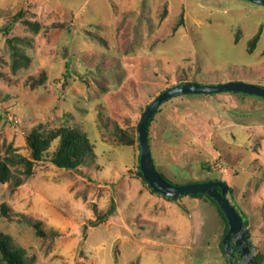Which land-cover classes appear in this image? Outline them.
<instances>
[{"label":"rangeland","instance_id":"obj_1","mask_svg":"<svg viewBox=\"0 0 264 264\" xmlns=\"http://www.w3.org/2000/svg\"><path fill=\"white\" fill-rule=\"evenodd\" d=\"M232 81L264 86V7L245 0H0V156L30 159L28 136L60 128L95 156L78 173L57 168L53 141L29 179L0 184V233L27 264H226L206 198L166 200L139 178L137 128L172 86ZM159 108L147 128L156 171L176 186L225 182L264 264V99ZM9 168L23 179L20 162Z\"/></svg>","mask_w":264,"mask_h":264},{"label":"water","instance_id":"obj_2","mask_svg":"<svg viewBox=\"0 0 264 264\" xmlns=\"http://www.w3.org/2000/svg\"><path fill=\"white\" fill-rule=\"evenodd\" d=\"M249 3L264 7V0H245ZM223 93H237L264 99V86L246 84L232 81L219 85H199L181 83L161 92L144 110L137 128L139 148V170L146 185L157 195L163 198H180L183 196L205 195L215 202L227 223V233L222 240L226 264H237L234 258L235 244L241 262L240 264H253L254 248L250 234L243 217L227 199L232 191L222 181H204L185 185H172L165 181L156 171L147 141V123L158 107L173 97L187 95H216ZM230 245V246H229Z\"/></svg>","mask_w":264,"mask_h":264},{"label":"trees","instance_id":"obj_3","mask_svg":"<svg viewBox=\"0 0 264 264\" xmlns=\"http://www.w3.org/2000/svg\"><path fill=\"white\" fill-rule=\"evenodd\" d=\"M257 38L258 35L253 37V39L249 42L248 45L249 50L253 49L257 41ZM159 110L160 108L158 107L156 112L151 116L149 122L147 123V128L149 127V124L152 121L154 115L157 114ZM55 140L58 141V145L55 151L49 157V162L53 166L60 169H65L78 173L82 167H85L94 161L95 156L93 153L92 145L90 144L86 135L79 132L78 130L60 128L56 131H51L45 134L34 131L27 138V145L30 150V156H31L30 159L20 158L17 156L2 158L0 156V184L11 183L12 187H19L24 180H27L32 176V169L34 165L38 162L43 161L51 143ZM16 160L20 162L23 167V170L21 172V174L23 175V179H20L19 177H15L9 168L10 164L17 162ZM138 176L145 183L144 179L141 176L140 170L138 172ZM160 176L165 180V178L162 175ZM190 197L191 198L204 197L216 208L218 215L221 217L225 226L220 242V249L223 252L222 240L227 233V223L222 213L220 212L215 202L212 201L207 196L198 194ZM164 199L175 201L178 198H164ZM1 211L2 214L6 216L7 208L2 207ZM32 227L36 231L37 235L39 236L43 235L41 233L39 223H33ZM0 256L2 261H4L6 264H27L24 250L19 247H16L13 244L11 238L2 233H0Z\"/></svg>","mask_w":264,"mask_h":264},{"label":"flooded vegetation","instance_id":"obj_4","mask_svg":"<svg viewBox=\"0 0 264 264\" xmlns=\"http://www.w3.org/2000/svg\"><path fill=\"white\" fill-rule=\"evenodd\" d=\"M233 245V247H234V253H233V255H234V257L236 256L238 259H239V262H241V257H240V255H239V253H238V251H237V249L235 248V244H232Z\"/></svg>","mask_w":264,"mask_h":264}]
</instances>
